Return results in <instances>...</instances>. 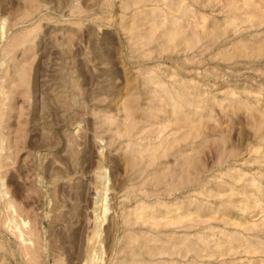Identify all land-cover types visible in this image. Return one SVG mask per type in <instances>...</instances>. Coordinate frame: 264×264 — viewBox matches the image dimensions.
<instances>
[{
  "label": "rangeland",
  "instance_id": "374dc122",
  "mask_svg": "<svg viewBox=\"0 0 264 264\" xmlns=\"http://www.w3.org/2000/svg\"><path fill=\"white\" fill-rule=\"evenodd\" d=\"M0 264H264V0H0Z\"/></svg>",
  "mask_w": 264,
  "mask_h": 264
}]
</instances>
